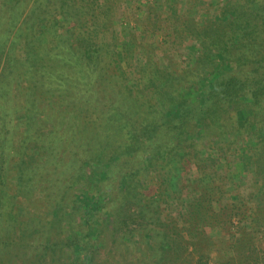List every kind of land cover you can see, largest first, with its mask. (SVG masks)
Wrapping results in <instances>:
<instances>
[{
  "label": "trees",
  "instance_id": "16d2710c",
  "mask_svg": "<svg viewBox=\"0 0 264 264\" xmlns=\"http://www.w3.org/2000/svg\"><path fill=\"white\" fill-rule=\"evenodd\" d=\"M125 2L0 0V192L13 169L33 174L42 165L67 160L74 169L76 160L71 186L80 185L81 230L55 244L48 240L45 247H80L84 261L94 253L98 223L116 213L140 173L163 168L176 176L192 173L196 165L204 192L190 206V234L210 241L204 228L220 223L212 203H221L225 193L222 183L211 186L219 174L206 165L214 166L216 159L202 158L201 152L217 148L230 158L242 150L239 159L253 161L254 181L264 194V0H229L208 23L190 9L178 23L184 29L172 24L165 44L181 46L191 38L196 44L189 49L191 66L167 69L157 61L156 46L143 44L147 64L139 71L140 89L127 84L122 67L135 57L128 48L132 42L125 41V52L118 50L124 41L116 22L129 14ZM161 16L146 15L143 31L161 30L166 23ZM108 90L119 96L104 104L105 112L99 100ZM137 95L141 110L133 113L126 102ZM95 112L100 113L95 132L83 135L92 129ZM246 146L251 152H245ZM24 186L20 181L14 199ZM53 214L59 216L57 210ZM250 220L258 223L253 216ZM249 236L232 247L222 241L213 247L229 257L238 248L242 264H255V256L246 253ZM166 237L175 235L166 232Z\"/></svg>",
  "mask_w": 264,
  "mask_h": 264
},
{
  "label": "rangeland",
  "instance_id": "374dc122",
  "mask_svg": "<svg viewBox=\"0 0 264 264\" xmlns=\"http://www.w3.org/2000/svg\"><path fill=\"white\" fill-rule=\"evenodd\" d=\"M227 1L197 0L192 6L191 0H126L124 6L129 14L117 20L116 24L124 41L119 43L118 50L125 52V41L129 40L128 43H132L128 48L136 51L135 57L129 58L131 62L122 63L127 84L138 85L139 89L142 86L139 71L147 64L142 53L143 44L156 46L157 61L167 69L181 71L189 68L192 62L189 49L196 44L191 38L185 39L181 46L165 44L167 34L171 29L173 31L172 24L183 30L181 20L190 9L199 20L213 21L222 14ZM150 7L155 8L150 10ZM158 7L161 9L157 10ZM156 12L166 21L164 27L155 32L143 31L146 29V15ZM131 31L136 33L133 37H130ZM142 32H145L143 38L139 36ZM118 96L111 90L101 94V109L107 112L104 104ZM140 101L137 95L131 97V101L128 98L126 105L130 104L134 113L141 110ZM99 115V112L91 113L90 116H95L92 129L83 135L95 132L93 129L98 125ZM245 152H251L249 146ZM242 155L240 150L236 157L224 158L217 148L201 152L202 158L216 159L214 166L206 165L208 171L219 174V177L213 175L212 188L220 183L224 185L223 201L214 200L212 203L213 211L220 216V223L204 228L213 241L190 234L192 224L188 212L196 197L204 192V187L197 181L200 169L195 165L192 173L181 172L175 176L166 175L161 168L137 175L132 188L122 195L116 213L101 219L97 225L99 233L95 237L94 253L89 261L80 256V247L55 250L45 247L48 240L55 244L66 240L69 232L81 230L84 209L76 202L80 185L76 188L71 186L74 183L72 177L76 174V160L72 161L74 169L69 168L68 160L64 163L50 162L46 167L42 165L33 174L27 170L20 174L19 169H13L6 190L0 192L3 199L0 203V232L5 236L0 238V264H242L238 255L241 250L235 249V257H229L220 255L213 244L222 241L224 247H232L248 233L252 236L248 237L251 250H246L247 256L253 254L255 264H264V194L259 193L261 184L254 181L253 161L250 158L239 159ZM20 181L25 186L14 199ZM0 190H3L1 186ZM27 196L34 197V200L29 201ZM55 210L59 216L53 214ZM252 213L251 216L258 219L256 224L250 220ZM166 232L175 237L169 240ZM170 243L172 247L168 249L166 244Z\"/></svg>",
  "mask_w": 264,
  "mask_h": 264
}]
</instances>
